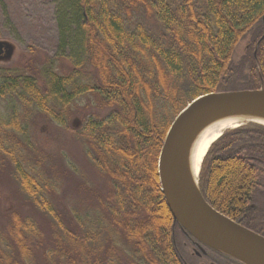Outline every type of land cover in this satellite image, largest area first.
Instances as JSON below:
<instances>
[{
  "label": "trees",
  "instance_id": "16d2710c",
  "mask_svg": "<svg viewBox=\"0 0 264 264\" xmlns=\"http://www.w3.org/2000/svg\"><path fill=\"white\" fill-rule=\"evenodd\" d=\"M56 6L55 56L39 66L28 57L22 71L0 68V99L9 103L0 152L21 190L50 216L52 232L14 212L0 223V264H195L184 247L193 244L188 239L182 247L183 231L160 189L159 153L172 121L193 99L264 87L261 49L233 60L236 44L259 24L264 0ZM142 10L160 25L157 35L137 18ZM41 53L32 47L27 55ZM55 58L69 62L71 72L53 68ZM17 105L64 126L66 116L79 117L80 125L69 128L102 179L90 189L96 206L85 221L60 212L50 183L15 152L20 142L6 131L24 132ZM88 105L93 109L77 110ZM198 186L214 209L264 236V124L246 123L217 138L203 157Z\"/></svg>",
  "mask_w": 264,
  "mask_h": 264
},
{
  "label": "rangeland",
  "instance_id": "374dc122",
  "mask_svg": "<svg viewBox=\"0 0 264 264\" xmlns=\"http://www.w3.org/2000/svg\"><path fill=\"white\" fill-rule=\"evenodd\" d=\"M56 2L57 0H0V43L4 45V52L0 54V68L22 71L29 64L28 57L38 65L48 56L52 58L55 56L58 37ZM136 16L150 32L157 35L160 25L151 15L147 16L142 10ZM250 45L248 36L236 44L233 53L234 62L247 55ZM32 47L40 50L41 55H27ZM55 59L53 68H58L60 73L71 72L69 62ZM29 71L33 73L32 68ZM38 80L41 81L42 77ZM83 100L84 103H89L88 99L83 98ZM8 104L7 98L0 99V119L7 120L9 110L6 105ZM17 107L24 132H16L9 128L6 131L12 133L20 142L15 147V152L32 165L44 181L50 183L49 196H52L60 212L71 216L77 214L82 221H85L90 216L92 207L96 206L90 189L96 191L102 179L85 156L84 147L70 130L71 127L80 125L79 117L77 119L73 116L69 117L70 115L66 116L67 123L64 126L43 116L35 109L31 111L25 110L21 105ZM70 108L74 107L70 106ZM88 108L93 109V106L88 105L87 108L77 110L83 112ZM107 111L108 109L105 108L99 110V113L105 114ZM7 159L0 152V223L17 212L21 216L32 217L43 227L48 236L52 232L50 216L38 210L21 190L14 176L13 167ZM182 231L183 233L180 232L184 236L181 237V245H184L188 239L192 242V247L189 245L184 247L195 264L240 263L228 255L209 248L205 249V256L199 257L201 255L199 242L183 229ZM61 234L64 237L61 242L67 247V236Z\"/></svg>",
  "mask_w": 264,
  "mask_h": 264
},
{
  "label": "water",
  "instance_id": "95a60500",
  "mask_svg": "<svg viewBox=\"0 0 264 264\" xmlns=\"http://www.w3.org/2000/svg\"><path fill=\"white\" fill-rule=\"evenodd\" d=\"M0 43V54L4 52ZM229 112L264 115V89L211 92L192 100L173 120L158 157L160 188L182 229L242 264H264V237L223 215L188 180L184 165L191 137L212 119ZM202 251L203 248L199 246Z\"/></svg>",
  "mask_w": 264,
  "mask_h": 264
},
{
  "label": "bare ground",
  "instance_id": "6f19581e",
  "mask_svg": "<svg viewBox=\"0 0 264 264\" xmlns=\"http://www.w3.org/2000/svg\"><path fill=\"white\" fill-rule=\"evenodd\" d=\"M254 56H256V55H254ZM261 88L264 89V87L261 86L258 89H242V90H259ZM235 91H238V90H235ZM222 92H227V91H222ZM248 122H252V123L256 122V123L264 124V115L247 113V112L246 113L245 112H229V113L223 114L222 116H219V117L212 119L211 121H209L208 123L203 125L191 137V139L188 142L187 148H186L184 165H185L186 170H187L188 180L197 190L199 189L198 179H199V172H200L201 163L203 160V156L207 152L209 146L217 138H219L220 135L223 134L224 132L228 131L229 129L238 127L242 124H246ZM171 125H172V123H171ZM171 125H170V127H171ZM170 127H169V129H170ZM169 129H168V131H169ZM197 192L201 194L200 189ZM202 197H203V195H202ZM204 200H205V198H204ZM234 222L240 224L239 222H237L235 220H234ZM200 245L202 246L204 251H205V249L208 248L205 245H202V244H200ZM234 260H236V259H234ZM236 261H238V260H236ZM240 263H242V262H240Z\"/></svg>",
  "mask_w": 264,
  "mask_h": 264
},
{
  "label": "flooded vegetation",
  "instance_id": "af4514ba",
  "mask_svg": "<svg viewBox=\"0 0 264 264\" xmlns=\"http://www.w3.org/2000/svg\"><path fill=\"white\" fill-rule=\"evenodd\" d=\"M248 40L250 42L249 49L251 50L252 55H258L257 50H260V54L264 55V12L261 14L259 24L256 23L251 26L250 30L247 33ZM260 45V46H259ZM206 255V252L201 253L199 257Z\"/></svg>",
  "mask_w": 264,
  "mask_h": 264
}]
</instances>
